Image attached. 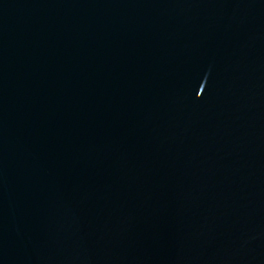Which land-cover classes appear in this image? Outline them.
I'll return each mask as SVG.
<instances>
[{"label":"water","instance_id":"1","mask_svg":"<svg viewBox=\"0 0 264 264\" xmlns=\"http://www.w3.org/2000/svg\"><path fill=\"white\" fill-rule=\"evenodd\" d=\"M0 264H264V0H0Z\"/></svg>","mask_w":264,"mask_h":264}]
</instances>
